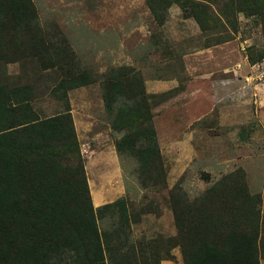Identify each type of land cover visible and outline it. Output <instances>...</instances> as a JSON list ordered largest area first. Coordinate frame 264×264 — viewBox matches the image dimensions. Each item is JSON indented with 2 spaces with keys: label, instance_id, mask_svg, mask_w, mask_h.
Returning <instances> with one entry per match:
<instances>
[{
  "label": "rangeland",
  "instance_id": "obj_1",
  "mask_svg": "<svg viewBox=\"0 0 264 264\" xmlns=\"http://www.w3.org/2000/svg\"><path fill=\"white\" fill-rule=\"evenodd\" d=\"M31 2L38 31L29 42L52 55L53 64L76 62L93 81L67 91L89 193L85 203L94 207L91 196L101 190L111 192L106 203L123 198L126 214L116 204L98 225L119 234L124 230L133 264H142L143 258L151 262L155 252L162 257L159 264H182L178 245L168 241L176 233L167 203L175 183L193 199L240 169L249 192L260 195L264 217V74L260 60L246 58L264 50L259 16L231 11L222 26L200 30L186 13L192 6L188 0ZM223 3L210 1V8ZM4 41L0 38V48ZM20 42L27 47L25 39ZM10 58L0 53V70L18 85H33L31 105L39 116L58 111L62 104L49 90L50 70L32 75L28 59ZM120 66L136 72L143 88L145 80H157L162 88L156 94L169 91L150 107L163 170L151 181H142L136 158L118 156L114 149L120 133L110 129L99 80ZM111 176V183L103 185Z\"/></svg>",
  "mask_w": 264,
  "mask_h": 264
},
{
  "label": "trees",
  "instance_id": "obj_2",
  "mask_svg": "<svg viewBox=\"0 0 264 264\" xmlns=\"http://www.w3.org/2000/svg\"><path fill=\"white\" fill-rule=\"evenodd\" d=\"M188 1L192 6L186 13L200 30L222 26V18L232 12L259 16L264 30V0H225L215 10L210 8L214 0ZM37 29L31 0H0L1 55L11 54V61L28 59L32 75L50 70L49 90L62 104L40 117L31 105L33 85H18L0 70V264H133L124 230L119 234L98 225L104 211L116 204L126 214L123 198L97 207L85 203L89 193L67 91L93 81L76 62L53 64L52 55L30 43ZM246 58L259 61L264 50ZM137 75L125 66L110 68L99 84L110 128L120 133L116 154L136 158L142 181H151L163 170L150 107L169 91L148 94ZM167 203L176 230L168 241L178 245L182 264H264L260 195L249 192L240 169L193 199L175 183L167 191ZM161 259L155 252L151 262H141L159 264Z\"/></svg>",
  "mask_w": 264,
  "mask_h": 264
},
{
  "label": "crops",
  "instance_id": "obj_3",
  "mask_svg": "<svg viewBox=\"0 0 264 264\" xmlns=\"http://www.w3.org/2000/svg\"><path fill=\"white\" fill-rule=\"evenodd\" d=\"M154 82L153 83H150L149 81H144V91L146 92V93H148V94H156V93H159L160 92V88H162L161 87V85H160V83H158V81L157 80H153ZM172 86H174V82L173 83H169L167 86H163L164 88L162 89V90H164L165 88H170V87H172ZM159 91V92H158ZM70 114H71V112H70ZM72 116V115H71ZM72 124H73V126L75 125L74 123H73V120H72ZM75 128L76 127H74V130H75ZM111 129V128H110ZM112 130V129H111ZM108 131H109V129H108ZM114 131V130H113ZM77 138V137H76ZM78 140V139H77ZM112 165V162H108V165ZM112 168H113V166H111ZM104 170V169H103ZM114 170V169H113ZM111 178H112V176L109 178V180H106V182H103L102 184L104 185V183L106 184H109V183H111ZM110 189V188H109ZM111 194V192H108L107 190L106 191H98L96 194H94V196H91V198H92V202H93V205H94V207H97V206H100V205H102V204H105L107 201H108V199H107V196L108 195H110ZM171 235H173L174 234V228H172V230H171V233H170Z\"/></svg>",
  "mask_w": 264,
  "mask_h": 264
},
{
  "label": "built area",
  "instance_id": "obj_4",
  "mask_svg": "<svg viewBox=\"0 0 264 264\" xmlns=\"http://www.w3.org/2000/svg\"><path fill=\"white\" fill-rule=\"evenodd\" d=\"M257 66L263 68V74H264V58L259 61Z\"/></svg>",
  "mask_w": 264,
  "mask_h": 264
}]
</instances>
